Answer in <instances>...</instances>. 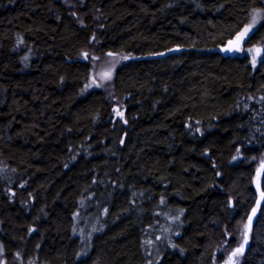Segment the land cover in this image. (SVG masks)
I'll return each mask as SVG.
<instances>
[{
  "label": "trees",
  "instance_id": "16d2710c",
  "mask_svg": "<svg viewBox=\"0 0 264 264\" xmlns=\"http://www.w3.org/2000/svg\"><path fill=\"white\" fill-rule=\"evenodd\" d=\"M254 9L264 0H0L8 264H143L162 226L155 264H211L246 224L239 264H264V52L247 51L264 19L227 50ZM109 54L130 59L84 91ZM78 211L99 221L82 258Z\"/></svg>",
  "mask_w": 264,
  "mask_h": 264
},
{
  "label": "rangeland",
  "instance_id": "374dc122",
  "mask_svg": "<svg viewBox=\"0 0 264 264\" xmlns=\"http://www.w3.org/2000/svg\"><path fill=\"white\" fill-rule=\"evenodd\" d=\"M264 19V10L263 9H254L250 13V18L245 23V25L242 27L240 33H242L245 29H248V32L244 39L242 41H245L249 34L258 26V24ZM239 33V34H240ZM238 34V35H239ZM240 42L241 46L243 42ZM262 46V47H261ZM259 49V51H257ZM238 51V52H237ZM235 51L236 53L242 54L246 50L244 48H239V50ZM240 51V52H239ZM250 57H253L254 60L258 59L264 52V45L262 44H254L247 49ZM263 51V52H262ZM252 52V54H251ZM164 54H158L154 56H163ZM130 59V56L128 55H102L98 57H93L92 59V69L91 73L88 79V82L84 88V91L88 89V87H103L109 86L110 81L113 77V71L117 67L118 64L123 63ZM260 167L257 170V176L255 177V180L258 182L260 173L258 171H261L262 169V162L260 163ZM80 206L83 207L82 204ZM83 213V212H82ZM252 220V216L249 217V222ZM99 221L96 220L94 217H88V214L81 215L80 211L74 213V232L77 234L80 238V247L81 250H79L77 257L82 258L84 257L90 248V239L91 236L94 234V232L98 229ZM155 233V232H154ZM152 234V235H151ZM248 234V227L247 224L242 230V235L237 243V245L231 249V251L225 255L222 260L219 262H213L211 264H239L240 258L242 254H237L236 256H233V253L239 249L242 245L244 247L245 239L247 238ZM153 238V231L150 230L149 236H146L144 239V257L145 260L143 264H155L159 254L161 252L162 242H167L168 238V229L164 230L163 226L160 227V231L156 234ZM157 239V241H156ZM86 250V251H85ZM151 257V259L149 258ZM148 262V263H146ZM0 264H8L5 253L3 250L2 245L0 244Z\"/></svg>",
  "mask_w": 264,
  "mask_h": 264
},
{
  "label": "snow or ice",
  "instance_id": "6c2138e0",
  "mask_svg": "<svg viewBox=\"0 0 264 264\" xmlns=\"http://www.w3.org/2000/svg\"><path fill=\"white\" fill-rule=\"evenodd\" d=\"M247 32H248V29H245L242 33H240L236 37L235 41H229V48L227 50L231 51V50H233V48H235V50H239L240 42L244 39ZM257 51H259V49ZM261 195H262V197H264V193H262ZM254 213H255V210H254ZM244 243L245 244L247 243V239H245ZM242 253H243V245L233 253V256H236L237 254H242Z\"/></svg>",
  "mask_w": 264,
  "mask_h": 264
},
{
  "label": "bare ground",
  "instance_id": "6f19581e",
  "mask_svg": "<svg viewBox=\"0 0 264 264\" xmlns=\"http://www.w3.org/2000/svg\"><path fill=\"white\" fill-rule=\"evenodd\" d=\"M249 14H250V13H249ZM249 18H250V17H249ZM241 29H242V28H241ZM241 29H240V31H241ZM233 38H234V37H233ZM263 40H264V39L261 40L262 43H264ZM259 42H260V41H259ZM259 42L256 43V45H257V44L259 45ZM261 45H262V44H261ZM226 47H227V46H226ZM242 47H243V46H242ZM261 47H262V46H261ZM241 49H242V48H241ZM257 50H258V49H257ZM83 51H87V50H83ZM223 51H224V50H223ZM237 52H238V51H237ZM239 52H240V51H239ZM83 53H84V52H83ZM85 53H86V52H85ZM87 54H89V52H87ZM251 54H252V52H251ZM91 55H93V54H91ZM86 56H88V55H86ZM86 56H83V57L86 58ZM252 58H253V57H252ZM79 243H80V242H79ZM79 246H80V245H79ZM149 258L151 259V257H149ZM145 261H147V260H145ZM146 263H148V262H146ZM149 264H150V263H149Z\"/></svg>",
  "mask_w": 264,
  "mask_h": 264
},
{
  "label": "water",
  "instance_id": "95a60500",
  "mask_svg": "<svg viewBox=\"0 0 264 264\" xmlns=\"http://www.w3.org/2000/svg\"><path fill=\"white\" fill-rule=\"evenodd\" d=\"M240 45H241V44H240ZM240 45H239V46H240ZM235 51H237V50L234 49L233 52H235ZM233 52H232V53H233ZM262 52H263V51H262Z\"/></svg>",
  "mask_w": 264,
  "mask_h": 264
}]
</instances>
